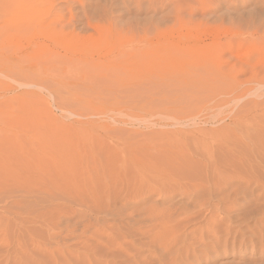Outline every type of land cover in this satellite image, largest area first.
Returning a JSON list of instances; mask_svg holds the SVG:
<instances>
[{
  "label": "rangeland",
  "instance_id": "rangeland-1",
  "mask_svg": "<svg viewBox=\"0 0 264 264\" xmlns=\"http://www.w3.org/2000/svg\"><path fill=\"white\" fill-rule=\"evenodd\" d=\"M258 106L264 0H0V264H264Z\"/></svg>",
  "mask_w": 264,
  "mask_h": 264
},
{
  "label": "bare ground",
  "instance_id": "bare-ground-1",
  "mask_svg": "<svg viewBox=\"0 0 264 264\" xmlns=\"http://www.w3.org/2000/svg\"><path fill=\"white\" fill-rule=\"evenodd\" d=\"M26 21V20H25ZM257 27H260V26H257ZM260 29V28H259ZM242 38V37H241ZM131 48H129V49H124V50H127V51H130L131 52V50H130ZM135 50V49H134ZM123 54H125V51H124V53ZM120 55H122V54H120ZM130 55V54H129ZM137 55V54H136ZM108 56V55H107ZM113 56V55H112ZM118 56H119V54H118ZM123 56H125V55H122V57ZM134 56V55H133ZM114 58L113 59H116L115 58V56H113ZM120 57V56H119ZM130 57V56H129ZM107 58V57H106ZM140 58V57H139ZM139 58H137L138 60H140ZM129 59V58H128ZM204 61V62H203ZM206 59L205 58H203V59H201L199 62H198V64H201V65H203V67L206 65ZM111 62H113V61H111ZM106 63V62H105ZM119 63V62H118ZM116 64V63H115ZM120 64V63H119ZM157 64V63H156ZM159 64V63H158ZM183 65V64H182ZM206 67V66H205ZM208 68V67H207ZM12 77V76H11ZM10 77V78H11ZM19 79H20V77H19ZM12 80V79H11ZM18 80V79H17ZM261 84V83H260ZM253 103V102H252ZM260 103V102H259ZM261 104V103H260ZM260 104H258V105H260ZM254 105H256V104H254ZM263 105V104H262ZM253 106V105H252ZM246 107V106H245ZM259 107V106H258ZM263 106H261V108H262ZM253 108H254V106H253ZM252 107H251V109H253ZM257 108V107H256ZM260 108V107H259ZM258 108V110H261V108L259 109ZM244 109V108H243ZM255 109V108H254ZM263 109V108H262ZM249 110V109H248ZM247 110V111H248ZM264 110V109H263ZM237 112V111H236ZM243 112V111H242ZM249 112V111H248ZM247 112V113H248ZM251 112V111H250ZM263 113H264V111H263ZM262 113V114H263ZM236 114H238V113H236ZM235 114V115H236ZM240 114V113H239ZM238 114V115H239ZM237 115V116H238ZM257 116V115H256ZM236 118V117H235ZM238 119V118H237ZM247 119V118H246ZM239 120V119H238ZM241 120V119H240ZM250 120H252V119H250ZM260 120H261V118H260ZM259 120V121H260ZM253 121V120H252ZM264 122V121H263ZM239 123V122H238ZM252 123H254V122H252ZM237 124V123H236ZM235 124V125H236ZM260 124V123H259ZM238 125V124H237ZM262 125V126H261ZM260 126L258 125V127L257 128H255V130L256 131H254V133L253 134H249L250 132H248V133H246V131H245V135L244 136H247V139L249 140V142L250 143H252L253 145H252V147L256 150V149H259V150H261V149H263L262 147H261V145L263 144V139L264 138H262L261 136H263L264 137V124H261ZM253 126V125H252ZM254 129V128H253ZM248 130V129H247ZM252 130V129H251ZM253 131V130H252ZM251 131V132H252ZM226 135V134H225ZM216 136V135H215ZM227 138V137H226ZM228 139V138H227ZM217 141V140H216ZM221 141V140H220ZM249 145V144H248ZM247 145V146H248ZM251 145V144H250ZM232 146V145H231ZM251 147V148H252ZM264 147V146H263ZM249 149V148H248ZM252 150V149H251ZM222 151V150H221ZM257 151V150H256ZM210 152V151H209ZM256 156V155H255ZM210 158V157H209ZM259 158V157H258ZM212 159V158H211ZM262 159V158H261ZM217 160V159H216ZM222 160V159H221ZM243 161V160H242ZM196 162V161H195ZM220 162V161H219ZM251 164V163H250ZM261 165H263L264 166V164L263 163H260ZM220 165V164H219ZM250 166V165H249ZM195 167V166H194ZM217 167V166H216ZM257 167H260V166H258L257 165ZM180 168V167H179ZM192 168V167H191ZM201 168V167H200ZM203 168V167H202ZM237 168V167H236ZM236 168H234L233 170H231V176L229 177V176H227V178H231V180H232V178H235V176H238V177H240L241 178V180L244 182L243 183V185H236V186H238V187H234L233 186V188H232V190H233V192H231L232 194L231 195H234V198H235V196L237 197V195L239 194V193H241L243 196H247V195H249V193L251 192H253L255 189H259L260 190V194L259 195H256V197L254 198V200L255 199H257L259 196H261V195H264V178H260V176H259V174H255V173H257V171H255L254 170V168H253V170L255 171V173H254V171L253 170H250V172L248 171L247 173H241V171H238ZM250 169H252V166H251V168ZM194 170V169H193ZM206 170V169H205ZM264 171V170H263ZM197 172V171H196ZM262 172V171H261ZM214 173H216V170L214 171ZM230 173V172H229ZM250 173V174H249ZM248 175V176H247ZM264 175V174H263ZM203 176V175H202ZM215 176V175H214ZM225 176V173L222 171V174H220V173H218L217 174V176H215V178L217 179H220V178H222V180H224V177ZM225 176V177H226ZM247 176V177H246ZM242 177H243V179H242ZM236 180V179H235ZM241 180H238L239 182H241ZM233 183H234V181H232ZM222 183V182H221ZM238 183V182H237ZM200 184V183H199ZM201 184H202V182H201ZM224 185V184H223ZM231 185V184H230ZM220 187H222V186H220ZM227 187V186H226ZM199 188V187H198ZM202 188V187H201ZM231 189V188H230ZM217 190V189H216ZM222 190V189H221ZM230 191V190H229ZM250 193V194H251ZM226 196V195H225ZM227 199H229V196H228V198ZM230 200H232L231 199V197H230ZM234 200H236V199H234ZM252 200V199H251ZM235 203V202H234ZM254 204V203H253ZM264 204V203H263ZM232 206V205H231ZM230 206V207H231ZM214 207V206H213ZM229 206H228V208H230ZM254 208V207H253ZM264 208V207H263ZM227 210V209H226ZM215 211H217V210H215ZM228 211H230V209L228 210ZM261 211V210H260ZM255 212H257V211H255ZM262 214V213H261ZM260 214V215H261ZM257 215H258V213H257ZM259 217V216H258ZM259 219H261L260 217H259ZM260 221V220H259ZM259 226V225H258ZM262 227V226H261ZM159 243V242H158ZM158 243H157V245H158ZM132 244V243H131ZM134 244V243H133ZM127 245V244H126ZM129 245V244H128ZM127 245V247H125V244H122L121 246H122V249H125V250H123V252H124V255H125V257L127 256L128 257V259H127V257L125 258V260H129V263L130 264H137L138 262H136V260H135V256L134 255H132L131 254V250H129V248H131L130 246H132V245H130V246H128ZM144 245V244H143ZM121 246L119 247V248H121ZM148 246V245H147ZM170 246V245H169ZM129 247V248H128ZM135 248L136 247H138V246H134ZM119 248L117 249V251H119ZM126 248H128L127 250H126ZM157 248V247H156ZM167 248H168V246L167 247H163V249H165V250H167ZM112 249H114V248H111V250ZM161 249V248H160ZM159 249V250H160ZM174 249V248H173ZM134 250V249H133ZM132 250V251H133ZM156 250V249H155ZM158 250V251H159ZM169 250V249H168ZM116 251V250H115ZM116 251V252H117ZM116 252H114V253H116ZM139 252V251H138ZM162 252V251H161ZM112 253V252H111ZM133 253L134 254H136V257H138V259H137V261L138 260H140L141 258V255L140 256H137V254L138 253H136V252H134L133 251ZM159 253V252H158ZM154 254V253H153ZM153 254L152 255H149V257H151L152 258V256H153ZM175 254V253H174ZM139 255V254H138ZM168 255V254H167ZM146 256V255H145ZM144 256H142V258H143ZM154 258H155V255L153 256ZM160 258V257H159ZM114 259V258H113ZM112 259V260H113ZM115 259H117V258H115ZM143 259H146L145 257L143 258ZM156 259V258H155ZM158 259V258H157ZM174 259V258H173ZM152 260V259H151ZM159 260V259H158ZM161 260V259H160ZM168 260V259H167ZM170 261V260H169ZM172 261V260H171ZM174 261V260H173ZM112 262V261H111ZM111 262H110V264H111ZM114 262V261H113ZM141 262H143V263H145L144 261H141ZM128 263V264H129ZM140 263V262H139ZM138 263V264H139ZM114 264V263H113ZM118 264H124L123 262L122 263H120V262H118ZM145 264H148V262H146ZM150 264H152V263H150ZM167 264H169V263H167Z\"/></svg>",
  "mask_w": 264,
  "mask_h": 264
}]
</instances>
